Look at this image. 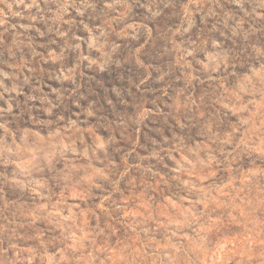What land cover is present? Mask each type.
I'll return each instance as SVG.
<instances>
[{
    "label": "clouds",
    "instance_id": "clouds-1",
    "mask_svg": "<svg viewBox=\"0 0 264 264\" xmlns=\"http://www.w3.org/2000/svg\"><path fill=\"white\" fill-rule=\"evenodd\" d=\"M0 101V264H264V0H0Z\"/></svg>",
    "mask_w": 264,
    "mask_h": 264
},
{
    "label": "rangeland",
    "instance_id": "rangeland-1",
    "mask_svg": "<svg viewBox=\"0 0 264 264\" xmlns=\"http://www.w3.org/2000/svg\"><path fill=\"white\" fill-rule=\"evenodd\" d=\"M6 83H8V82H6ZM97 83L99 84V86L100 87H103V84H104V81H97ZM10 86V85H9ZM21 99H23L22 97H21ZM0 103H2V101H0ZM161 131H163V129H161ZM148 140L151 142V140H152V137L151 136H149L148 137Z\"/></svg>",
    "mask_w": 264,
    "mask_h": 264
}]
</instances>
